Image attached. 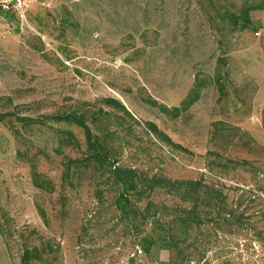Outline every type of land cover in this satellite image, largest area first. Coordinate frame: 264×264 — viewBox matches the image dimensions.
Masks as SVG:
<instances>
[{"label": "rangeland", "instance_id": "374dc122", "mask_svg": "<svg viewBox=\"0 0 264 264\" xmlns=\"http://www.w3.org/2000/svg\"><path fill=\"white\" fill-rule=\"evenodd\" d=\"M31 2L0 11V264H259L264 0Z\"/></svg>", "mask_w": 264, "mask_h": 264}, {"label": "trees", "instance_id": "16d2710c", "mask_svg": "<svg viewBox=\"0 0 264 264\" xmlns=\"http://www.w3.org/2000/svg\"><path fill=\"white\" fill-rule=\"evenodd\" d=\"M113 102V99L110 100ZM13 115L12 113H0V120H3L5 117ZM20 121H22L24 124H33V123H44L45 120L42 119H34L32 117H24V116H17ZM47 119H52L54 121L58 122H69L76 124L80 127H82L85 130V136L87 140V144L89 149L93 152L90 159H95L96 161H102L105 159V157L102 154L100 143L97 141L96 137L94 136L92 129L87 124L85 118L83 115L78 113H64V114H54L51 116H48ZM150 129L160 135L163 140L173 144L174 142L171 140V138L159 130V128L154 124H149ZM67 135L70 139H74V134L72 132H67ZM114 172L116 173V177L119 182L123 184V186L131 190H135L137 187V184L135 182L136 178V172L134 169H126V168H115ZM29 252L27 253L28 256H24V259H29L31 256H29Z\"/></svg>", "mask_w": 264, "mask_h": 264}, {"label": "built area", "instance_id": "2783aa9c", "mask_svg": "<svg viewBox=\"0 0 264 264\" xmlns=\"http://www.w3.org/2000/svg\"><path fill=\"white\" fill-rule=\"evenodd\" d=\"M31 0H0V11L3 13L14 14L21 23L29 22V11ZM257 248L256 258L259 264H264V249ZM256 259V260H257Z\"/></svg>", "mask_w": 264, "mask_h": 264}]
</instances>
